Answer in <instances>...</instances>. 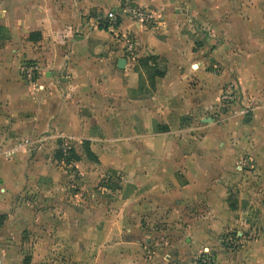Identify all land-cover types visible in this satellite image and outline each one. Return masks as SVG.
Returning a JSON list of instances; mask_svg holds the SVG:
<instances>
[{
  "label": "crops",
  "instance_id": "1",
  "mask_svg": "<svg viewBox=\"0 0 264 264\" xmlns=\"http://www.w3.org/2000/svg\"><path fill=\"white\" fill-rule=\"evenodd\" d=\"M127 2L155 20L134 22L122 11ZM109 11H117L118 24L100 19ZM33 33L38 39L31 40ZM128 38L139 58L166 60L155 86L144 83L140 63L126 58ZM27 61L39 65L34 84L20 74ZM112 73L116 83L106 79ZM229 82L246 101L264 102V0H0L3 148L13 137L39 142L33 158L0 155V212L26 185L54 186L58 172L50 152L57 137L96 141L95 133L113 129L132 137L139 165L182 161L194 170L187 185L212 182L217 201L220 185L242 178L264 188V110L255 106L245 118L221 124L212 116ZM213 212L220 215L219 208ZM239 261L219 262L245 264Z\"/></svg>",
  "mask_w": 264,
  "mask_h": 264
},
{
  "label": "rangeland",
  "instance_id": "2",
  "mask_svg": "<svg viewBox=\"0 0 264 264\" xmlns=\"http://www.w3.org/2000/svg\"><path fill=\"white\" fill-rule=\"evenodd\" d=\"M125 56L140 63L149 85L156 71L167 72L159 56L149 66L142 62L149 56L139 58L138 50ZM106 79L119 80L115 73ZM240 97L245 105L264 110V102L258 104L253 96L248 101ZM221 103L220 98L212 115L219 124L231 119ZM95 136L96 141L57 137L50 152L58 172L54 186L26 185L14 205L0 212V264H220L234 258L264 264L262 185L244 178L224 183L217 201L212 182L201 186L194 179L187 185L194 170L182 161L181 166H142L129 134L119 136L113 129ZM2 138L0 155L6 159L37 153L38 139L13 137V145L3 148ZM194 141L188 136L190 144ZM88 145L97 159L87 155ZM72 149L81 153L80 161L59 158L60 152L70 157Z\"/></svg>",
  "mask_w": 264,
  "mask_h": 264
},
{
  "label": "built area",
  "instance_id": "3",
  "mask_svg": "<svg viewBox=\"0 0 264 264\" xmlns=\"http://www.w3.org/2000/svg\"><path fill=\"white\" fill-rule=\"evenodd\" d=\"M122 11L123 13L131 17L134 22L144 26L150 25L154 18L153 14L145 10V8L131 2L125 3ZM100 19H107L109 23L114 26L118 24L117 11H109L106 16L101 17ZM126 49L128 55L132 56L135 54V42L130 38H128ZM20 74L26 82H28L29 84H34L39 74V65L35 62L27 61L21 66ZM221 102V109L225 110L226 114L231 117L245 118L254 109V107H250L244 104V102L241 100L238 87L232 82H229L223 87ZM221 122H223V120Z\"/></svg>",
  "mask_w": 264,
  "mask_h": 264
},
{
  "label": "trees",
  "instance_id": "4",
  "mask_svg": "<svg viewBox=\"0 0 264 264\" xmlns=\"http://www.w3.org/2000/svg\"><path fill=\"white\" fill-rule=\"evenodd\" d=\"M103 26V25H102ZM102 28H105V26H103ZM36 33H33L30 35L31 40L32 39H38L37 37H34ZM158 57L156 56H149L145 59H142V62H145V64H149L152 63L153 61H156ZM149 66V65H148ZM166 72L165 71H156L154 74V77L151 79V85L155 86V81L157 77H163L165 76ZM87 151V155L89 156L90 159H97L95 153H93L88 145V147L86 148ZM59 158L63 161H65L66 163H70L71 161H80L81 160V156L78 154V152L76 151V149H72L71 150V155L70 157H67L66 154H64L63 152H60Z\"/></svg>",
  "mask_w": 264,
  "mask_h": 264
},
{
  "label": "water",
  "instance_id": "5",
  "mask_svg": "<svg viewBox=\"0 0 264 264\" xmlns=\"http://www.w3.org/2000/svg\"><path fill=\"white\" fill-rule=\"evenodd\" d=\"M125 65H126V60L120 59L119 64H118L119 68L124 69Z\"/></svg>",
  "mask_w": 264,
  "mask_h": 264
}]
</instances>
